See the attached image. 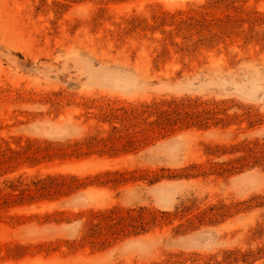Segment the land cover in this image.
<instances>
[{
	"label": "rangeland",
	"instance_id": "rangeland-1",
	"mask_svg": "<svg viewBox=\"0 0 264 264\" xmlns=\"http://www.w3.org/2000/svg\"><path fill=\"white\" fill-rule=\"evenodd\" d=\"M0 264H264V0H0Z\"/></svg>",
	"mask_w": 264,
	"mask_h": 264
},
{
	"label": "trees",
	"instance_id": "trees-1",
	"mask_svg": "<svg viewBox=\"0 0 264 264\" xmlns=\"http://www.w3.org/2000/svg\"><path fill=\"white\" fill-rule=\"evenodd\" d=\"M171 110H164V109H159L157 108L155 113L158 116V118L160 120L168 118V116L170 115ZM128 144L132 145L134 143V140L130 139L127 141ZM96 217L101 218L102 220L106 221V224L103 225V221H99L96 223H92L91 227H90V232L84 235V238H86L87 236H94L95 234H102L104 229H109V230H114L116 229V226L118 225L117 222H122L123 220L126 219H131V220H135L136 217L133 215H129L128 217H126L125 215H121L118 214L116 211H112V213L110 214H97ZM115 219H118V221L115 222ZM132 227L137 228L138 225L137 224H131ZM119 230L122 229H118L117 231H114L113 233H118Z\"/></svg>",
	"mask_w": 264,
	"mask_h": 264
}]
</instances>
